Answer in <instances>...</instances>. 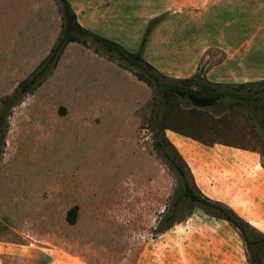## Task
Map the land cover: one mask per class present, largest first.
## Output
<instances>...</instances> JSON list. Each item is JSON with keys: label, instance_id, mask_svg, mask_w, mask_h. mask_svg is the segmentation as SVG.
<instances>
[{"label": "rangeland", "instance_id": "374dc122", "mask_svg": "<svg viewBox=\"0 0 264 264\" xmlns=\"http://www.w3.org/2000/svg\"><path fill=\"white\" fill-rule=\"evenodd\" d=\"M61 24L54 0H0V97L26 90L22 82ZM208 56L200 63L205 76V63L221 53L211 49ZM56 66L8 117L0 264H252L254 258L264 264V242L248 249L216 209L189 199L176 204L179 175L152 146L153 94L142 79L106 50L79 41L66 45ZM166 110L167 124L208 143L264 140L242 111L224 119L213 108L190 117L173 105ZM228 206L253 223L250 240L263 237L264 204ZM168 217L175 224L161 232Z\"/></svg>", "mask_w": 264, "mask_h": 264}, {"label": "crops", "instance_id": "0c3cea01", "mask_svg": "<svg viewBox=\"0 0 264 264\" xmlns=\"http://www.w3.org/2000/svg\"><path fill=\"white\" fill-rule=\"evenodd\" d=\"M68 1L82 27L129 51L139 47L149 21L160 16L149 33L143 57L166 75L193 76L202 59L206 61L208 52L215 49L221 58L205 63L208 81L264 80V0ZM167 130L204 195L227 205L264 204L260 152L223 142L206 144Z\"/></svg>", "mask_w": 264, "mask_h": 264}, {"label": "trees", "instance_id": "16d2710c", "mask_svg": "<svg viewBox=\"0 0 264 264\" xmlns=\"http://www.w3.org/2000/svg\"><path fill=\"white\" fill-rule=\"evenodd\" d=\"M54 1L58 4L62 20L59 37L53 43L47 55L38 62V66L22 82L26 86V90L22 92L19 91V88H16L14 91L0 97V157L3 153V146L8 132V117L11 112V107L16 106L22 100L24 92H32L45 78L53 74L66 45L71 41H79V43L91 47L95 52H100L101 49H104L110 57L118 60L122 66H125V68L136 74L152 90L153 109L152 116L148 122L150 131L153 134L152 146L159 158H168L179 175L181 189L179 190V197L176 204L181 200L189 199L202 203L208 209L211 207L216 209L218 212L217 217L229 223L231 222L240 230L242 238L244 239L243 241L248 249L253 244L264 242V233L263 237L250 240L249 233L251 229L255 228L237 214L232 207L209 198L197 187L189 164L186 163L173 145V141L168 137L166 129L169 128L182 135L197 140L200 139L206 144H209V141L193 132L179 129L173 126V123L167 124L165 122L166 115L169 113L166 109L171 105L174 106L176 113L180 117L197 115L200 113L201 108H213L218 110L216 111V117L223 116L222 118L226 119L227 112L230 113L233 109L236 112L242 111V115L246 117V120L251 123V126L263 138L264 80L247 83H212L206 79L205 68L202 64L199 65L196 74L191 77L174 78L173 76L166 75L143 57V49L149 38V33L153 26L161 19L160 16L154 17L149 21L145 28L141 44L136 50L129 51L121 43L82 27L77 20L76 10L70 1ZM226 100H229L228 105L220 106V102ZM177 101L181 103L177 104ZM184 103L187 107L182 106ZM227 107L228 110H226ZM238 108L241 110H238ZM223 143L229 145L234 144L233 142ZM238 147L260 152L262 155V163L264 164V140L262 144L257 146L246 145ZM166 222L162 225L160 224L161 232H165L170 226L175 224V221L171 220L170 217L166 219ZM251 260L252 264H262L260 259L254 258Z\"/></svg>", "mask_w": 264, "mask_h": 264}]
</instances>
